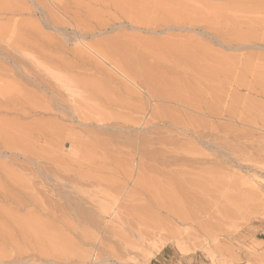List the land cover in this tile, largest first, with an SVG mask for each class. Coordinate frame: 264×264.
<instances>
[{
	"label": "rangeland",
	"instance_id": "rangeland-1",
	"mask_svg": "<svg viewBox=\"0 0 264 264\" xmlns=\"http://www.w3.org/2000/svg\"><path fill=\"white\" fill-rule=\"evenodd\" d=\"M99 202L176 230L143 264H264V0H0V264Z\"/></svg>",
	"mask_w": 264,
	"mask_h": 264
},
{
	"label": "bare ground",
	"instance_id": "bare-ground-1",
	"mask_svg": "<svg viewBox=\"0 0 264 264\" xmlns=\"http://www.w3.org/2000/svg\"><path fill=\"white\" fill-rule=\"evenodd\" d=\"M89 48L92 53L96 54L101 60L105 61L106 58L104 57L105 59H103L96 51H94L95 48H93L94 50L91 49V46ZM16 180L14 181L15 184L9 183V187L5 185L6 189L10 188V190H8L7 194L5 195L15 205L22 206L21 198L26 196L25 192L27 188L25 187L27 186L22 184L23 182L21 183L19 182V180ZM17 184H19L21 187ZM137 185L141 187L140 182H138ZM183 185L184 184H181L180 182H176L173 189H181L180 192H182L184 191V189H182V187H184ZM16 188L21 190V192L23 191L22 195L21 193H19L22 196H20L21 198L14 197L13 194H15V191L13 192V190H15ZM170 193L177 194L179 193V191L175 192L174 190V192L171 191ZM133 194L136 195L135 193H132L131 199L134 196ZM180 194H177L176 196L179 197ZM102 195H104L105 199L107 200L109 194H107V192H103ZM171 199H173V195ZM151 202L153 203V201ZM127 205L128 207H125ZM134 205L125 203V205L121 206V208L124 207V209L127 210L125 212L122 211V213L120 211L109 209V204L107 203L99 202L98 213L100 218L105 220L108 219V221H106L105 223H103L104 220L102 221L100 220V218H94L93 216H90L93 215L91 214V212L93 213L92 209H88L84 205H82L83 207L79 206L77 208V212L82 215V219L79 223L71 222L70 218L66 214L62 213V215H60V217H62L61 234L66 246L73 241L70 238L72 234L76 238H81L82 240L78 244H75L76 249L73 248L71 252L69 251V247L67 246L68 248L61 256L60 264H143L147 262V260L151 259L153 252L159 249V246L157 244L159 242L158 238H175L176 230L171 229L170 231H168V229L164 228L154 229L146 226L143 221V217H145V215L141 214L138 211L140 210L141 206L137 205L133 207ZM176 208L175 210L177 211L178 208ZM178 210V213L176 211L175 212L176 214L181 213V216H179L180 220L178 219L179 221H181V218L185 217V215L183 214L184 212L182 213V210ZM176 214L175 216H177ZM148 215L150 216L152 215V213H148ZM185 219L187 220V218ZM183 221L185 220L183 219ZM84 222L87 226L81 225V223ZM91 229H95L96 231H98L100 237ZM81 244L84 246H90L92 250L86 251L78 248Z\"/></svg>",
	"mask_w": 264,
	"mask_h": 264
}]
</instances>
